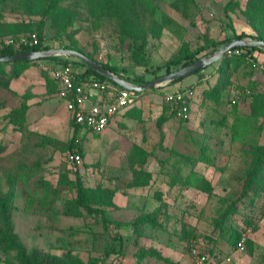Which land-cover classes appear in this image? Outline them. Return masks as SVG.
Segmentation results:
<instances>
[{
  "label": "rangeland",
  "instance_id": "rangeland-1",
  "mask_svg": "<svg viewBox=\"0 0 264 264\" xmlns=\"http://www.w3.org/2000/svg\"><path fill=\"white\" fill-rule=\"evenodd\" d=\"M263 1L232 0L224 10L229 0H1L0 38L38 33L50 48L73 46L117 66L123 78L149 81L164 75L159 66L184 46L194 49L234 32L264 36L257 8ZM134 42L145 43L146 67L132 60ZM218 64L210 65L205 85L195 81L196 93L217 83ZM224 72L230 75L223 101L213 109L192 104L188 121L171 113L165 92L189 86L194 74L140 94L130 114L143 119L126 118L125 127L111 132L109 147L104 135L81 130L84 156L76 166L67 158L73 130L51 70L45 72L46 92H23L24 79L9 89L1 79L0 141L6 149L0 153V190L13 187L12 224L25 254L49 264H193L190 250L196 247L209 264H264V190L253 206L240 202L244 173L264 145V109L252 115L246 92H261L256 84L262 77L248 62L231 63ZM26 97L25 128L14 130L5 116ZM162 115L167 120L159 122ZM191 171L209 186L185 185ZM76 172L91 205L101 198L115 224L104 226L100 214L75 204ZM241 229L247 236L242 250L233 244ZM0 264L22 263L15 250L0 247Z\"/></svg>",
  "mask_w": 264,
  "mask_h": 264
},
{
  "label": "trees",
  "instance_id": "trees-1",
  "mask_svg": "<svg viewBox=\"0 0 264 264\" xmlns=\"http://www.w3.org/2000/svg\"><path fill=\"white\" fill-rule=\"evenodd\" d=\"M53 1L54 3H56L58 0H53ZM231 1L232 0H229L228 5L224 7V10L228 9V6L230 5ZM257 8L259 9L261 13H263L262 26L264 28V1H263V4H259ZM31 34H35V33L21 31L15 37L9 36L8 38L6 37H3L2 39L0 38V56L12 55L15 53L26 52V51H31V50H41V49L50 48L49 46L44 45L42 43V40L40 36H38V33H36L37 40H38L37 44H32L29 41L26 43H20V44L8 42L10 38L17 39L20 36L29 37ZM246 36H250V35L247 34L246 32H239V33L234 32L230 36H227L217 41H212L210 42V44L206 43L203 45H199L195 47L194 49H191L188 46H184L180 48L178 52L174 56H172L168 61H166L162 66H159V69H165V74H168L172 72L173 69L175 70L178 67L187 65L197 60L203 55L216 51V49L222 44H226L233 39L243 38ZM253 38L261 39L264 41V36H262L261 34H258L254 36ZM132 47L137 48L136 55L132 58V60H134L137 64L143 65L144 67H146L147 61H146V55L144 53L145 43L144 42H141V43L134 42L132 44ZM61 48L74 49L79 52H82L80 49H77L76 47L68 46V45H63L61 46ZM254 52H258L259 54H261L263 56L262 59H259L258 56L254 55L253 54ZM85 55L98 61L92 55H89V54H85ZM218 61H219V64H218L217 69L220 72L219 80L217 81V83H215L211 87L201 88L199 94L198 92L196 93L190 106L194 104L197 107L201 108L202 106L208 105L212 109L215 108L221 101H223V94H224V88L226 85V80H227V77L230 75V72L229 74L228 73L225 74L224 72L225 69H227L231 65V63L240 64L243 62H248L252 71L253 70L260 71L259 66L260 64L264 63V52L256 46L234 47L229 52H225L223 57ZM40 63H46L45 67L41 68L40 66L39 68L41 75L44 76L45 78H46L45 72L50 69V66L52 64L64 63L72 67L73 65L81 66L80 70H76L73 67L76 71V78L79 81L85 80V79H96L100 81H107L111 84L116 85L110 79H107L99 75L98 73H96L86 63L82 62L81 60H67V58L64 60L62 59L55 60V57L39 58L35 60L0 62V80L3 79L5 83L8 84V88L10 89V83L13 79L19 78L28 67L32 65L36 66V64L39 65ZM102 65L106 69L116 74H119L120 72L117 66L111 65L108 62H102ZM201 71L202 69H199L193 72L192 74H196ZM154 73L156 72L154 71ZM157 77L159 76H155L154 78H157ZM184 77L186 76L174 79L169 84H174L178 81H181ZM125 78L139 85L148 81L143 75H136V76H131V77L125 76ZM46 81L49 82L47 78H46ZM52 81L57 87V84L53 78H52ZM199 84L200 82L197 81L185 88H192L196 92V89L198 88ZM153 89L154 88H151L150 90H153ZM178 89H184V88H178ZM147 90L149 89L142 91L141 94ZM27 91H30V89L28 88ZM56 91H57V88H56ZM246 92L251 97V109H252L251 114L255 116L259 115L260 113H257V111L260 109V107H263L262 109H264L263 86L261 87V92H251L250 90H247ZM134 93L136 94L138 92H134ZM23 95H26V93ZM198 97L200 98L199 100H198ZM167 104L171 107V113L175 115L173 104L171 103H167ZM29 107H30V103L28 102L27 97H26V101H24V103L22 102L18 108L11 109L7 112L5 116L6 124L10 125V127L13 128L14 130H24L25 124H26V110ZM190 110L192 111V109ZM166 120H167V117H165L164 115L160 116L159 118V122H164ZM188 120L189 119L184 120V121H188ZM70 125H71L73 132L67 144V149L69 151H72L74 148H76L77 152L79 153L82 159L84 156V151L82 148V143H81V138L79 136V132L83 130L84 128L81 125L75 123L74 119L71 116H70ZM5 149H6L5 145L0 141V153L5 151ZM253 156L254 158H253V161L249 169L244 173V178H245L244 180H246V181L243 180L242 197L243 196L244 197L242 198V201H240V202H245L248 200V203L250 206L254 205L255 198L259 197L260 191L264 190V145L259 147L257 153L254 154ZM23 175L24 174L22 172L20 173L18 172V177H23ZM190 178L191 179L189 180V182H188V178L185 179V183H184L185 185L188 186L190 184L192 186L200 188V187H204L201 185V183H205L204 184L205 186H209L208 181L204 180V178H201L197 174L196 171H191ZM75 190H76L75 204L79 208H83L86 212L90 214H93V213L100 214L102 223L104 224V226H106L108 223H114V224L116 223L106 218L105 210L102 208L103 201L101 200V198L99 201L96 202L95 207L91 205V201L88 200V193L81 182V178L78 172H76ZM13 195H14L13 187L9 188V190H7L6 192H2L0 190V247H3L5 249L15 250L19 257V261L22 264H49V262H45V261L38 262L40 260L37 258L36 253L35 255H29V256L25 254L23 245L20 242V239L17 233L14 232V229H13L12 214H11V211H12L11 202H12ZM248 223L249 224L246 223V225H250V222ZM241 232H242V229L240 230V232H237V235L235 239L233 240V244L236 248H237V242L240 238Z\"/></svg>",
  "mask_w": 264,
  "mask_h": 264
},
{
  "label": "built area",
  "instance_id": "built-area-1",
  "mask_svg": "<svg viewBox=\"0 0 264 264\" xmlns=\"http://www.w3.org/2000/svg\"><path fill=\"white\" fill-rule=\"evenodd\" d=\"M28 41L37 44L36 34L8 40L9 43L16 44ZM41 66L45 67V65ZM259 68L263 78L264 92V63L260 64ZM50 70L52 78L57 84V96L64 100L66 110L75 123L90 133L103 132L110 119L132 102L133 95L130 90L96 79L79 81L76 78L75 69L68 64L54 63L50 66ZM195 95L196 92L192 88L176 89L165 93V101L173 104L176 117L187 120L190 118V104ZM67 158L73 165H78L81 162L76 148L67 152ZM246 237V233L241 234L237 242L238 249L244 248ZM190 254L193 264H209L208 255L199 251L198 248L192 247Z\"/></svg>",
  "mask_w": 264,
  "mask_h": 264
},
{
  "label": "water",
  "instance_id": "water-1",
  "mask_svg": "<svg viewBox=\"0 0 264 264\" xmlns=\"http://www.w3.org/2000/svg\"><path fill=\"white\" fill-rule=\"evenodd\" d=\"M243 46H256L264 52V41L261 39H248V38H237L224 44L218 50L207 54L206 56L200 57L197 60L184 65L168 74H164L152 80H149L141 85L134 84L129 80L123 78L119 74H116L108 69H106L101 63L95 59L77 51L68 48H47L41 50H31L26 52L15 53L12 55L0 56V62H10V61H24V60H35L39 58H47L54 56H65L74 57L82 62L86 63L92 70H94L99 75L110 79L116 85L128 89L133 92H141L146 89H151L154 87L168 85L172 80L187 76L193 72L203 69L206 66L220 60L225 52L230 51L234 47Z\"/></svg>",
  "mask_w": 264,
  "mask_h": 264
},
{
  "label": "crops",
  "instance_id": "crops-1",
  "mask_svg": "<svg viewBox=\"0 0 264 264\" xmlns=\"http://www.w3.org/2000/svg\"><path fill=\"white\" fill-rule=\"evenodd\" d=\"M254 55H256V56H258L259 57V59H262V55L261 54H259L258 52H254L253 53ZM215 63V62H214ZM43 64H46V63H40L39 64V66H41V65H43ZM213 64V63H212ZM212 64H210V65H212ZM210 65H208V66H206L205 68H203L202 69V71L201 72H199V73H196V74H194L192 77H194L193 79H192V81L188 84V85H191L192 83H195V81L197 80V79H201V80H203V82L205 81V79H209L210 78V75H208V73H210V71H211V69H212V66H210ZM42 67V66H41ZM28 69H32L30 72H28ZM258 72H259V74L261 75V77H262V74H261V71H259V70H257ZM253 78H255V79H257V74H254V76H253ZM18 79H24V80H26L27 81V86L26 87H24V89L25 90H23V92H25L28 88H34V91H35V88H37V91L39 90V92H43V91H45L46 92V78L44 77V76H42L41 75V72H40V70H39V67L37 68V66H35V65H32V66H30V67H28L24 72H23V74L19 77V78H16V79H13L12 81H11V83H16V81L18 80ZM247 81V79H244V82H246ZM204 85H205V82H204ZM263 86V78H262V81L260 82V84H256V87H262ZM185 87H187V86H185ZM185 87H178V88H185ZM177 88V89H178ZM173 90H176V89H173ZM132 92V95H133V99H132V102L134 101V100H136L137 99V97L141 94V92H138V93H134L133 91H131ZM166 93V92H165ZM151 95V94H150ZM56 98L58 99L59 97L56 95ZM56 98H54V99H52L53 101H51V103H54L53 105L55 106V107H57L58 106V104H56L55 103V100H56ZM132 102H130L129 103V105L128 106H126L125 108H123L122 110H120L119 112H117L111 119H110V122H109V124H108V126L106 127V129L103 131V132H101V133H91V135L92 136H99L100 134H102V135H104L103 137H104V139L105 140H109V145H108V147L109 146H111V143L114 141V138H113V136H112V134H111V132L115 129H117V130H120V129H118V127L119 128H123V127H125V123H126V118L128 119V118H130V119H134V120H136V122H138V121H141L142 119H143V116H139V117H136V116H134L133 114H130V109L132 108ZM242 105H245V104H243V103H239V107L241 108L242 107ZM64 110H65V117H66V119H68V117H69V120H70V114H69V112L66 110V107H65V104H64ZM181 120V119H180ZM84 130V129H83ZM263 131H264V127H263V129H262ZM132 132H135V129H132L131 130ZM86 132H88V131H86ZM88 133H90V132H88ZM124 133H125V131H122V134L124 135ZM128 134V133H127ZM126 135V134H125ZM134 136V134H132V133H129L128 135H127V138L128 137H133ZM126 137V136H125ZM105 216H106V214H105ZM169 255V254H168ZM180 257V256H179ZM170 259H172L173 261H179V258H173V257H171L170 256Z\"/></svg>",
  "mask_w": 264,
  "mask_h": 264
}]
</instances>
